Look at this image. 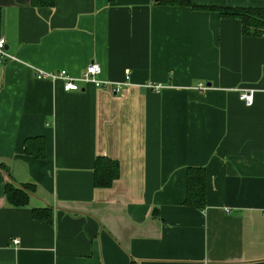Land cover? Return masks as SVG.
<instances>
[{
  "label": "crops",
  "instance_id": "crops-1",
  "mask_svg": "<svg viewBox=\"0 0 264 264\" xmlns=\"http://www.w3.org/2000/svg\"><path fill=\"white\" fill-rule=\"evenodd\" d=\"M30 1L0 0V264H264V34L159 0ZM91 62L100 81L127 83L64 92L33 77ZM96 157L117 168L106 188ZM189 167L204 171L202 210L183 204ZM7 184L31 188L24 206L7 203Z\"/></svg>",
  "mask_w": 264,
  "mask_h": 264
},
{
  "label": "trees",
  "instance_id": "trees-1",
  "mask_svg": "<svg viewBox=\"0 0 264 264\" xmlns=\"http://www.w3.org/2000/svg\"><path fill=\"white\" fill-rule=\"evenodd\" d=\"M54 0H31L30 4L35 8H51ZM168 5L187 6L194 10L214 11L221 18L236 19L240 25L243 36H260L264 34V8H228L193 6L190 0H159ZM32 143V146H31ZM24 151L40 157L43 151L41 139L25 140ZM1 167V165H0ZM117 176V168L110 161L96 157L93 164V185L106 188ZM31 188L29 186L15 187L7 184L4 189L6 201L10 206H24ZM205 199V177L202 168L189 167L185 172V195L183 204L197 210H202ZM48 208L32 210L35 219L48 218Z\"/></svg>",
  "mask_w": 264,
  "mask_h": 264
},
{
  "label": "built area",
  "instance_id": "built-area-1",
  "mask_svg": "<svg viewBox=\"0 0 264 264\" xmlns=\"http://www.w3.org/2000/svg\"><path fill=\"white\" fill-rule=\"evenodd\" d=\"M5 42L0 39V59H9L10 57L4 51ZM100 73V67L97 63H89L78 77H73L68 75L65 71H56L51 73H43L40 71L33 72V77L36 79H48L50 81H60L61 88L64 92H76L79 91L78 83L91 84L94 87H109L112 92H118L122 86L127 83L128 73L124 75L123 81L121 83H107L102 82L98 79ZM264 85V83H263ZM145 87L154 92L158 93L162 86L160 84H147ZM206 87L202 84H197L195 89L198 91L204 90ZM238 99L244 106H249L252 103V92L251 91H239ZM13 244H17V240L12 241Z\"/></svg>",
  "mask_w": 264,
  "mask_h": 264
},
{
  "label": "water",
  "instance_id": "water-1",
  "mask_svg": "<svg viewBox=\"0 0 264 264\" xmlns=\"http://www.w3.org/2000/svg\"><path fill=\"white\" fill-rule=\"evenodd\" d=\"M157 1V0H156Z\"/></svg>",
  "mask_w": 264,
  "mask_h": 264
}]
</instances>
